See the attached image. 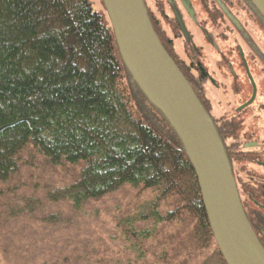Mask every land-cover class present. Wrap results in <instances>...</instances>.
Wrapping results in <instances>:
<instances>
[{"label": "trees", "instance_id": "1", "mask_svg": "<svg viewBox=\"0 0 264 264\" xmlns=\"http://www.w3.org/2000/svg\"><path fill=\"white\" fill-rule=\"evenodd\" d=\"M148 1L233 177L248 173L256 154L242 147L251 132L241 112L215 118L214 69L201 46ZM197 1L190 22L223 73L234 68L223 50L243 47L238 35L251 32L264 48V16L252 0ZM249 109L264 112V95ZM0 128V264H229L181 137L134 80L108 14L91 0H0Z\"/></svg>", "mask_w": 264, "mask_h": 264}, {"label": "water", "instance_id": "2", "mask_svg": "<svg viewBox=\"0 0 264 264\" xmlns=\"http://www.w3.org/2000/svg\"><path fill=\"white\" fill-rule=\"evenodd\" d=\"M103 1L125 65L184 143L199 179L216 241L226 260L229 264H264V248L244 212L213 121L159 39L144 0ZM252 2L264 16V0ZM189 12L194 17V11L190 9ZM182 30L188 38L184 25ZM240 54L253 93L248 101L234 110L236 113L254 103L258 90L241 46ZM211 80L216 84L213 78ZM3 129L0 128V132Z\"/></svg>", "mask_w": 264, "mask_h": 264}, {"label": "rangeland", "instance_id": "3", "mask_svg": "<svg viewBox=\"0 0 264 264\" xmlns=\"http://www.w3.org/2000/svg\"><path fill=\"white\" fill-rule=\"evenodd\" d=\"M91 2L93 3V7L95 8V10L106 18L107 11L104 1L91 0ZM192 2L196 7V11H200L198 1L192 0ZM183 21L185 22L189 30L194 34L195 36L194 42L201 46V50L203 54L206 55L205 60L208 66L210 65L212 67L210 68L212 69V72L214 69V73L211 76L215 80V83L218 87H216L213 83L209 85V89H210V95L214 98V102H215L214 103L215 108L213 107L212 110L215 118L221 116L226 111H229L233 108L235 109L238 108L239 106H241V104H243L247 100V98L251 94V87L248 82L244 67L241 64V59L239 57L238 50H236V48H227L223 50L225 57L233 63V67H234L233 70L239 76V78L236 79L237 82L235 83L234 76L229 70H228L229 71L228 74H225L223 73V71H221L222 69H224V64L217 61L218 55L215 54L212 44H209L208 42L205 41L204 35H202L199 32V30L197 31L195 26L192 23H190L187 17L184 16ZM238 39L243 45V49L245 50L246 58L251 67L252 73L255 75L256 81L258 82L257 85L259 86L260 97H262V94L264 95V78L262 75L263 74L262 67H264V48H261L259 42H257L256 40V37L251 32L247 33V37L245 35L244 37L238 35ZM177 45L179 51L182 52L183 46L181 41H179ZM219 84H221L222 88L219 87ZM222 94L223 97L221 98ZM240 112H241L240 117L244 120V131L254 132L256 133V137L264 139V112H261V114L258 113L256 114L255 110L252 109H249L247 111L242 110ZM244 138L245 139L251 138V134L245 135ZM262 158L264 159V155L262 156ZM248 169L258 174H261L262 173L261 170H264L262 167L254 165L252 163H248ZM38 226H40V224H38ZM48 229H47V233H48ZM28 238H29L28 236L25 237V240H27L26 243L31 241L35 242L33 239L29 241ZM27 246L30 247V245H26V247ZM36 252H38V250Z\"/></svg>", "mask_w": 264, "mask_h": 264}, {"label": "flooded vegetation", "instance_id": "4", "mask_svg": "<svg viewBox=\"0 0 264 264\" xmlns=\"http://www.w3.org/2000/svg\"><path fill=\"white\" fill-rule=\"evenodd\" d=\"M163 3L160 4V1L158 0H152V1H148L149 6H151L152 8H154L155 10L157 8H155L154 6H157L158 8H160V14L163 15L167 20H169L172 16L177 20L179 27H180V31L184 36L183 30H182V25H184L185 29L188 32V27L186 26L185 22L182 21V19H184V16L187 17V19L189 21H194L196 20V10L194 9V7L192 6V2L191 0H162ZM164 1L168 2L165 3ZM174 2V4L172 5V3ZM157 4V5H156ZM171 4V5H169ZM187 5V7H186ZM192 9L194 11V17H192L190 15L189 10ZM178 14V17L177 15ZM157 19L156 23L157 25H163L164 22ZM191 23V22H190ZM163 33H167L172 34L170 30L166 29L165 31L163 30ZM185 37V36H184ZM189 37V36H188ZM244 50V49H243ZM245 52V50H244ZM238 54L239 57L241 59V64L244 67L246 76H247V72L240 54V47L238 50ZM246 56V53H245ZM247 59V58H246ZM248 61V60H247ZM249 65V63H248ZM228 67H230L227 64ZM250 71L252 73L251 67L249 65ZM229 71L232 73L233 76H235V71L232 68H229ZM255 81H256V77L255 75L252 73ZM212 76L209 73L208 74V79L209 82L212 83L211 80ZM248 82L250 84L251 87V94L250 96L247 98L246 101H248L253 93V88H252V84L247 76ZM234 82L236 83L237 81L234 80ZM258 82L256 81V84ZM213 84V83H212ZM216 87H218L216 84H214ZM257 96L254 102L256 101H260L261 97H260V93H259V86L257 85ZM245 101V102H246ZM244 102V103H245ZM256 114H261L260 112H255ZM250 135V134H248ZM257 143V144H255ZM250 144H255V145H250ZM242 147L245 148V152L248 153H253L256 158L252 159L250 161V163L257 165L259 167H262L264 169V159L262 158V156L264 155V139H261L259 137H256V133L251 132V138H247L243 144ZM262 173L258 174L255 173L253 171H248V173L246 172H241V170H238L236 173V176L234 178L235 183L237 188L239 189V198L241 200V204L244 208L245 214L247 215L253 229H255V231H257L259 233L256 234L258 235L261 243L264 246V170H261Z\"/></svg>", "mask_w": 264, "mask_h": 264}, {"label": "bare ground", "instance_id": "5", "mask_svg": "<svg viewBox=\"0 0 264 264\" xmlns=\"http://www.w3.org/2000/svg\"><path fill=\"white\" fill-rule=\"evenodd\" d=\"M259 240V239H258ZM260 242V241H259ZM262 245V244H261ZM264 248V247H263Z\"/></svg>", "mask_w": 264, "mask_h": 264}]
</instances>
